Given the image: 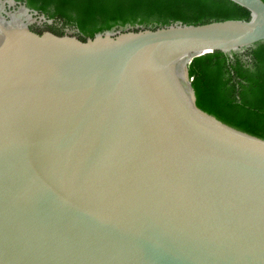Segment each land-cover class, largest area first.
<instances>
[{
    "label": "water",
    "instance_id": "95a60500",
    "mask_svg": "<svg viewBox=\"0 0 264 264\" xmlns=\"http://www.w3.org/2000/svg\"><path fill=\"white\" fill-rule=\"evenodd\" d=\"M232 1L251 18L85 38L0 2V264H264V138L189 75L264 41V0Z\"/></svg>",
    "mask_w": 264,
    "mask_h": 264
},
{
    "label": "trees",
    "instance_id": "16d2710c",
    "mask_svg": "<svg viewBox=\"0 0 264 264\" xmlns=\"http://www.w3.org/2000/svg\"><path fill=\"white\" fill-rule=\"evenodd\" d=\"M52 19V30L76 28L83 38L114 27L156 28L250 19L232 0H20ZM244 53L213 51L195 57L189 75L197 104L225 123L264 138V41Z\"/></svg>",
    "mask_w": 264,
    "mask_h": 264
},
{
    "label": "bare ground",
    "instance_id": "6f19581e",
    "mask_svg": "<svg viewBox=\"0 0 264 264\" xmlns=\"http://www.w3.org/2000/svg\"><path fill=\"white\" fill-rule=\"evenodd\" d=\"M0 2L2 3V5H16V3L14 2V0H0ZM21 12H25L24 10H20Z\"/></svg>",
    "mask_w": 264,
    "mask_h": 264
},
{
    "label": "rangeland",
    "instance_id": "374dc122",
    "mask_svg": "<svg viewBox=\"0 0 264 264\" xmlns=\"http://www.w3.org/2000/svg\"><path fill=\"white\" fill-rule=\"evenodd\" d=\"M42 24H43V25H46V26H50V24L47 23V22H43ZM51 24H52V23H51ZM67 29H70V30H73L74 32H76V30H75L74 28H65V29H64V32H65ZM245 51H246L245 49H244V50L240 49V50H237V51H235V52L244 53Z\"/></svg>",
    "mask_w": 264,
    "mask_h": 264
},
{
    "label": "flooded vegetation",
    "instance_id": "af4514ba",
    "mask_svg": "<svg viewBox=\"0 0 264 264\" xmlns=\"http://www.w3.org/2000/svg\"><path fill=\"white\" fill-rule=\"evenodd\" d=\"M44 26H46V25H44ZM44 26H36V25H34L33 28H34L35 30L40 31V30H43V27H44ZM46 28L51 29L50 26H46Z\"/></svg>",
    "mask_w": 264,
    "mask_h": 264
}]
</instances>
